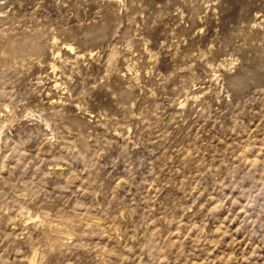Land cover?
Returning a JSON list of instances; mask_svg holds the SVG:
<instances>
[{
	"label": "rangeland",
	"instance_id": "374dc122",
	"mask_svg": "<svg viewBox=\"0 0 264 264\" xmlns=\"http://www.w3.org/2000/svg\"><path fill=\"white\" fill-rule=\"evenodd\" d=\"M0 264H264V0H0Z\"/></svg>",
	"mask_w": 264,
	"mask_h": 264
},
{
	"label": "bare ground",
	"instance_id": "6f19581e",
	"mask_svg": "<svg viewBox=\"0 0 264 264\" xmlns=\"http://www.w3.org/2000/svg\"><path fill=\"white\" fill-rule=\"evenodd\" d=\"M32 261H33V259H32Z\"/></svg>",
	"mask_w": 264,
	"mask_h": 264
}]
</instances>
